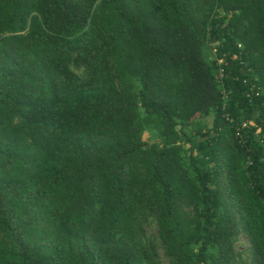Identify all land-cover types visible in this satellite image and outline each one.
I'll list each match as a JSON object with an SVG mask.
<instances>
[{"label": "trees", "instance_id": "16d2710c", "mask_svg": "<svg viewBox=\"0 0 264 264\" xmlns=\"http://www.w3.org/2000/svg\"><path fill=\"white\" fill-rule=\"evenodd\" d=\"M241 231L264 264V0H0V264H238Z\"/></svg>", "mask_w": 264, "mask_h": 264}, {"label": "rangeland", "instance_id": "374dc122", "mask_svg": "<svg viewBox=\"0 0 264 264\" xmlns=\"http://www.w3.org/2000/svg\"><path fill=\"white\" fill-rule=\"evenodd\" d=\"M213 118V115H210L207 117V121L211 122ZM196 126H198V123L196 122ZM194 132V131H193ZM145 138H148V134L145 133ZM148 232L150 234H156V226L155 224L148 228ZM235 250L239 254L240 261L238 264H250L251 263V244L249 239L247 238L246 234L241 231V233L238 235L236 241H235ZM161 256V264H170L169 259L165 257L164 252L161 250L160 252Z\"/></svg>", "mask_w": 264, "mask_h": 264}, {"label": "built area", "instance_id": "2783aa9c", "mask_svg": "<svg viewBox=\"0 0 264 264\" xmlns=\"http://www.w3.org/2000/svg\"><path fill=\"white\" fill-rule=\"evenodd\" d=\"M221 61H222V60H221ZM230 120H232V119H230ZM250 124H251V122H249V121H244V122L242 123V127H244V128H248V127L250 126ZM237 134H238V135H241L240 132H238Z\"/></svg>", "mask_w": 264, "mask_h": 264}]
</instances>
